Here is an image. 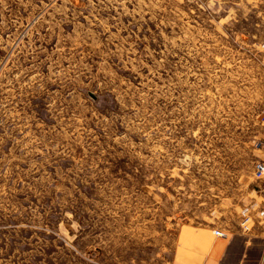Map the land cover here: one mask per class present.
<instances>
[{
    "label": "rangeland",
    "instance_id": "rangeland-1",
    "mask_svg": "<svg viewBox=\"0 0 264 264\" xmlns=\"http://www.w3.org/2000/svg\"><path fill=\"white\" fill-rule=\"evenodd\" d=\"M263 107L264 0H0V264L197 263Z\"/></svg>",
    "mask_w": 264,
    "mask_h": 264
},
{
    "label": "crops",
    "instance_id": "crops-1",
    "mask_svg": "<svg viewBox=\"0 0 264 264\" xmlns=\"http://www.w3.org/2000/svg\"><path fill=\"white\" fill-rule=\"evenodd\" d=\"M264 141V132L261 135ZM258 160L264 162V152L258 154ZM215 240L203 233L197 238L193 234L194 241L206 246L199 252V260L195 264H264V225L256 224L247 232L234 231L227 238L217 237L213 231ZM185 236H188L187 233ZM177 264L185 263L181 260Z\"/></svg>",
    "mask_w": 264,
    "mask_h": 264
},
{
    "label": "built area",
    "instance_id": "built-area-1",
    "mask_svg": "<svg viewBox=\"0 0 264 264\" xmlns=\"http://www.w3.org/2000/svg\"><path fill=\"white\" fill-rule=\"evenodd\" d=\"M260 117L264 123V107L260 112ZM258 148L264 152V141L257 143ZM253 177L257 180V190L255 194L257 200H254L252 203L243 206L240 210L241 222L239 224V229L229 230L226 228H217L214 230V233L217 237L227 238L230 233L234 231L247 232L254 228L256 224L264 225V162L256 161L253 165ZM247 226H246V225ZM238 226V225H237Z\"/></svg>",
    "mask_w": 264,
    "mask_h": 264
}]
</instances>
